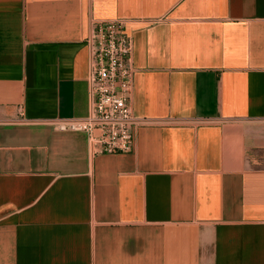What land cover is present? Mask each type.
<instances>
[{"label":"crops","instance_id":"obj_1","mask_svg":"<svg viewBox=\"0 0 264 264\" xmlns=\"http://www.w3.org/2000/svg\"><path fill=\"white\" fill-rule=\"evenodd\" d=\"M114 18L145 123L100 154L47 122ZM0 264H264V0H0Z\"/></svg>","mask_w":264,"mask_h":264},{"label":"built area","instance_id":"obj_2","mask_svg":"<svg viewBox=\"0 0 264 264\" xmlns=\"http://www.w3.org/2000/svg\"><path fill=\"white\" fill-rule=\"evenodd\" d=\"M126 20H93L86 38L89 49V110L84 116L55 118L47 123L58 131L84 132L94 153H125L132 150L137 128L145 123L131 104L132 37ZM21 122H32L21 117ZM45 123V122H44Z\"/></svg>","mask_w":264,"mask_h":264}]
</instances>
